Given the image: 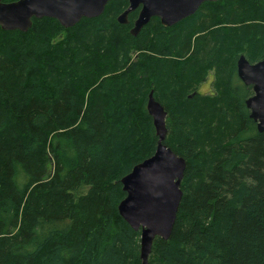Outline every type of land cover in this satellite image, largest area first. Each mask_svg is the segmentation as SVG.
I'll return each instance as SVG.
<instances>
[{
	"label": "trees",
	"instance_id": "16d2710c",
	"mask_svg": "<svg viewBox=\"0 0 264 264\" xmlns=\"http://www.w3.org/2000/svg\"><path fill=\"white\" fill-rule=\"evenodd\" d=\"M127 5L68 28H0V264H141L117 206L120 179L156 148L151 90L186 167L148 264H264V132L235 64L264 59V0L206 1L136 35L138 9L117 21Z\"/></svg>",
	"mask_w": 264,
	"mask_h": 264
},
{
	"label": "water",
	"instance_id": "95a60500",
	"mask_svg": "<svg viewBox=\"0 0 264 264\" xmlns=\"http://www.w3.org/2000/svg\"><path fill=\"white\" fill-rule=\"evenodd\" d=\"M109 0H0V28L25 32L33 18L50 17L68 28L82 18L99 16ZM206 1L216 0H128L127 7L118 15L121 24L128 22V14L138 9L130 33L138 34L152 17H158L165 27L193 15ZM236 73L245 85H251L252 94L245 105L249 117L259 132H264V59L249 62L241 54L236 60ZM146 109L152 118L157 136L153 154L139 163L121 179L125 196L117 206L119 215L135 231H140V260L148 264L153 240L168 239L182 197L180 183L186 167L185 159L164 143L167 112L148 93Z\"/></svg>",
	"mask_w": 264,
	"mask_h": 264
},
{
	"label": "rangeland",
	"instance_id": "374dc122",
	"mask_svg": "<svg viewBox=\"0 0 264 264\" xmlns=\"http://www.w3.org/2000/svg\"><path fill=\"white\" fill-rule=\"evenodd\" d=\"M209 81H210V77L207 79V81L203 84V85H201V87L199 88V90L201 91V92H207V91H209Z\"/></svg>",
	"mask_w": 264,
	"mask_h": 264
},
{
	"label": "flooded vegetation",
	"instance_id": "af4514ba",
	"mask_svg": "<svg viewBox=\"0 0 264 264\" xmlns=\"http://www.w3.org/2000/svg\"><path fill=\"white\" fill-rule=\"evenodd\" d=\"M200 7H201V5L199 6V8H200ZM199 8L197 9V11L199 10ZM197 11H196V12H197ZM196 12H195V13H196ZM195 13H194L193 15H191V16H194ZM189 17H190V16H189ZM156 18H158V17H156ZM158 19H159V18H158ZM159 21H160V20H159ZM161 25H162V24H161ZM208 78H209V77H208ZM208 78H207V79H208Z\"/></svg>",
	"mask_w": 264,
	"mask_h": 264
},
{
	"label": "bare ground",
	"instance_id": "6f19581e",
	"mask_svg": "<svg viewBox=\"0 0 264 264\" xmlns=\"http://www.w3.org/2000/svg\"><path fill=\"white\" fill-rule=\"evenodd\" d=\"M236 64V63H235ZM154 128V127H153Z\"/></svg>",
	"mask_w": 264,
	"mask_h": 264
}]
</instances>
